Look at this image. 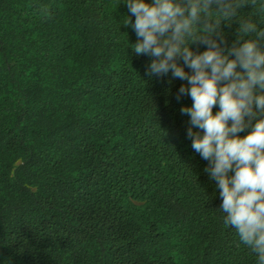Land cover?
<instances>
[{
    "label": "trees",
    "instance_id": "16d2710c",
    "mask_svg": "<svg viewBox=\"0 0 264 264\" xmlns=\"http://www.w3.org/2000/svg\"><path fill=\"white\" fill-rule=\"evenodd\" d=\"M125 2L0 0V264H256Z\"/></svg>",
    "mask_w": 264,
    "mask_h": 264
},
{
    "label": "clouds",
    "instance_id": "9594fccd",
    "mask_svg": "<svg viewBox=\"0 0 264 264\" xmlns=\"http://www.w3.org/2000/svg\"><path fill=\"white\" fill-rule=\"evenodd\" d=\"M137 55L148 74L185 81L176 98L189 117L187 138L208 161L223 222L264 264V0H126ZM250 6L252 12L242 9ZM238 23L229 46L221 21ZM193 44L205 46L194 51ZM185 68L188 71H185ZM218 110L214 113L213 109ZM246 132L241 136L240 133Z\"/></svg>",
    "mask_w": 264,
    "mask_h": 264
}]
</instances>
